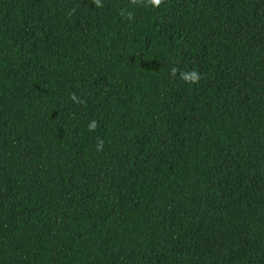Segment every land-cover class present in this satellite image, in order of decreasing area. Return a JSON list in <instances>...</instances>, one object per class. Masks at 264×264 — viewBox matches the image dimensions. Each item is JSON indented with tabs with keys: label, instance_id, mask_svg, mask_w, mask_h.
<instances>
[{
	"label": "trees",
	"instance_id": "obj_1",
	"mask_svg": "<svg viewBox=\"0 0 264 264\" xmlns=\"http://www.w3.org/2000/svg\"><path fill=\"white\" fill-rule=\"evenodd\" d=\"M0 264H264V0H0Z\"/></svg>",
	"mask_w": 264,
	"mask_h": 264
}]
</instances>
